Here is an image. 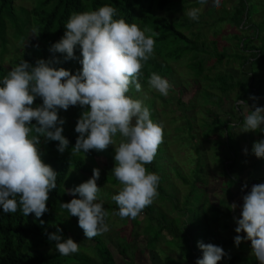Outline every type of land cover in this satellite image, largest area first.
<instances>
[{"label":"trees","instance_id":"obj_1","mask_svg":"<svg viewBox=\"0 0 264 264\" xmlns=\"http://www.w3.org/2000/svg\"><path fill=\"white\" fill-rule=\"evenodd\" d=\"M13 1L0 0V81L23 59L35 65L39 59L51 60L58 57L60 62L55 63L54 67H63L73 74L78 70H82V64L80 63L82 56L79 48L76 50L75 59L66 60V54L51 53L49 51L50 45L64 36L66 31L64 26L73 12L96 10L101 6L111 5L117 9L114 19L123 18L129 24L136 23L141 29L147 26L159 32V36L155 38L154 55L142 69L143 74L140 77L141 90L136 91L133 87L128 93L132 98L143 101L149 107L154 121L160 122V117L162 118L164 113L155 106L156 99L159 98L155 96L145 97L142 91L144 88L147 90L146 88L149 87L148 77L152 72H155L173 85L170 90L179 92L180 90L177 89L172 80L174 72L172 62L187 60L185 63L195 85L198 84L197 78L200 76L208 79L210 81L209 88L216 89L219 94L214 101L216 104H219L220 99L226 100L227 97L233 96L235 101L245 100L248 105L253 106V102L264 96L262 94L264 75L262 77L257 76L258 68L264 65V17L258 21L251 19L254 12L258 11L257 3L253 0V2H250L251 7L248 6L249 0H236L237 4L229 15L216 18L220 22L228 20L239 31V33L233 32L227 38L233 43L232 53H229L225 46L223 50H218L216 39L206 40L201 31V19L196 21L185 15L188 7H197L198 0H34L29 10L22 7L16 8ZM158 10H164L168 14H157ZM20 15H23L21 22L18 20ZM28 20H32L33 25L40 30L39 37L32 36V31L27 26ZM9 28L13 29L11 35L13 38L28 39V48L14 47V53L17 51L18 53H11V56L6 57L5 53L9 50L7 47ZM211 28L213 36L219 33V29L214 24ZM227 57L232 58L233 62L238 64L239 70L231 68L227 72L216 71L212 75L203 72L208 64V59L213 60V64L208 67L211 69L222 63V60ZM237 72L240 77H237ZM0 86H3L2 83H0ZM250 96H255L258 100L254 101L250 99ZM40 104H42V99L37 97L34 106ZM242 107L238 104L232 105V113L229 112L230 115H237L235 120L240 124H243L246 116ZM83 110L77 105L70 106L67 111L61 109L59 112V116L66 120L63 125V135L69 140V146L64 153L61 154L57 150L58 141L44 142L42 140L40 146L43 153L42 159L58 173L57 188L49 194L50 198L47 203L49 211L37 219L35 214L23 216L19 209L14 214H4L2 208H0V264H117L104 239L105 237L101 234L88 239L84 230L78 225V218L71 217L70 213L61 207V203L70 202L74 198L66 190L72 189L91 178L94 168L101 170L100 179L97 183L102 188L100 191L102 199L99 200L103 201L104 208L109 213L106 222L128 230V235L122 236L123 244H119V253L126 254L128 252L130 244L134 243L135 234H138V239L135 251L131 250L132 256L136 252L142 253L145 250L150 252L159 250L161 252L167 249L159 244L164 235L166 239H164L163 244L165 246L170 244L176 250H180L179 244L182 243L184 238L187 252L191 253L192 258L196 255L197 250L202 251L198 248L199 241L212 244L213 239L220 241L214 245L223 247L225 252L229 254L219 264H260L253 255L242 254L241 251L245 249L246 244L243 243L239 247L241 251L238 247H232V237L235 236L229 238L227 235L223 238L212 233V227L216 229L214 231L224 233V230L231 228L232 223L236 224V222L233 216L230 215L229 202L227 201L220 200V205L208 204L206 208H208L209 216H206L204 208L200 207L206 185L203 168L205 167V161L199 146L200 141L195 134L191 133L194 126L192 119L188 118L186 120L187 130H185L189 135L188 137L195 141L196 161L195 167L191 169V180H187L175 166L169 168L164 163L167 150L173 151L171 150L173 148L172 144L176 142L174 140L175 136L169 137L167 130L163 131V140L158 146L154 160L146 165L149 172H155L160 177L157 198L160 201H169L175 211L179 210L182 213L168 217L167 214L172 213L171 210L164 213L154 206L153 201L142 210L136 219H122L116 215L119 207L112 199L117 194L110 192L108 188L111 186H120L121 188L122 185L115 178L111 169L104 171L98 163V160L105 161L107 158L112 165L116 166L112 150L97 151L93 149L86 154L81 152L72 156L71 150L79 136L75 131V127ZM33 123L36 122L33 121ZM229 124L230 121L221 120L219 117H215L210 122L200 120L199 123L203 127V137L215 134L217 130L224 133L222 140H216L213 143L217 148L213 155L215 156L213 161L218 163L221 169L219 175L224 178L220 182L223 190L231 195L229 183L241 180L240 174L247 169L248 162L254 169L253 163L255 160H253L254 154L247 153L245 155L246 159L239 161L240 137L235 132V127ZM118 137H120L119 134H117L116 139ZM176 138H180V135L177 134ZM230 138H233V142H230ZM248 159L250 160L248 161ZM171 172L180 177L190 187L188 194L182 200V206L178 205L179 200L175 194L170 192L172 187ZM255 180H257L256 184L264 183V173H259ZM245 184H247V188L242 191V186L236 193L246 195L251 187L249 182ZM75 198H79V195L77 194ZM224 217L226 219L221 223ZM41 220L43 224H41ZM217 225H219L218 228L215 227ZM194 226H198V229H192ZM57 228L63 229L62 234L65 239L71 237L79 243L78 252L62 256L56 251L54 242H50L45 233L55 232ZM225 234H228V232ZM240 235H246V233ZM225 239L230 241L229 245L224 242ZM229 247L237 250H226ZM187 252H183V254ZM189 258L190 254L189 257L177 260L167 256L163 259V262L185 264V261H189Z\"/></svg>","mask_w":264,"mask_h":264},{"label":"clouds","instance_id":"obj_2","mask_svg":"<svg viewBox=\"0 0 264 264\" xmlns=\"http://www.w3.org/2000/svg\"><path fill=\"white\" fill-rule=\"evenodd\" d=\"M198 2L205 5L208 0ZM214 6L220 7V0H214ZM200 11L192 8L185 15L198 21ZM116 12L111 5L73 12L64 26V36L50 45L51 53L66 54V60L75 59L79 48L82 70L73 74L63 67H54L60 62L58 57L39 59L35 65L23 59L0 81V208L4 214H14L19 209L23 216L35 214L39 219L49 211V194L57 188L58 173L44 162L40 146L42 140L58 141L57 150L64 153L69 140L63 135L66 120L59 112L77 105L84 110L75 127L79 136L72 156L115 146L116 166L112 172L122 185L112 197L119 207L116 215L136 219L158 197L160 177L149 172L146 165L154 160L162 143L164 125L153 120L143 101L128 93L133 87L141 90L142 69L154 55L159 32L147 26L141 29L123 18L114 19ZM31 31L32 36L39 37L37 27ZM147 83L165 97L173 87L155 72ZM37 97L42 104L34 106ZM250 99L258 100L255 96ZM237 104L250 109L241 125L242 132L264 131V107H250L241 99ZM117 134L121 138L118 146ZM244 151L247 154V149ZM252 152L257 158H264V139L254 143ZM100 175L101 170L94 168L91 178L66 190L74 198L61 203L71 217L78 218L88 239L110 230L106 223L109 213L98 197L102 189L97 183ZM245 188L247 184L242 191ZM77 194L79 198H75ZM237 207L235 203L231 205L233 211ZM234 219L238 234L235 245L250 241L251 254L264 264V183L254 184L243 196L240 217ZM62 233L63 229L57 228L45 234L60 255L78 252L79 243L71 237L65 239ZM198 248L203 256L196 264H219L229 255L223 247L203 241L198 242Z\"/></svg>","mask_w":264,"mask_h":264},{"label":"rangeland","instance_id":"obj_3","mask_svg":"<svg viewBox=\"0 0 264 264\" xmlns=\"http://www.w3.org/2000/svg\"><path fill=\"white\" fill-rule=\"evenodd\" d=\"M34 0H14L13 3L16 8H25L29 10V8L32 7ZM255 3H257L258 11L254 12L251 19L253 21L261 20L264 17V0H253ZM252 0H249L248 6L251 7ZM236 0H220V7L214 6V0H208V3L205 5H201L198 3L197 7L200 8V16L199 19H201V31L204 34V37L206 40L208 39H216L217 40V47L218 50H223V47L225 46L227 51L229 53L233 52V43L229 41L227 38L230 36L233 32L239 33L237 27H235L232 23H230L228 20H222V22L216 20V18L222 16V15H229V13L234 9V6L236 5ZM193 7H188L186 9L190 10ZM185 11V12H186ZM157 14H168L164 10H158ZM23 15H20L18 17L19 22H21V18ZM9 23V22H8ZM215 25L219 29V33L217 35L213 36L212 32V25ZM28 29L31 31L34 27L33 21L28 20L27 23ZM200 26V25H199ZM13 33V29L9 28L8 30V52L5 53L6 57L11 56V53H14V47H21V48H28V39L18 38L15 39L13 36H11ZM11 51V52H10ZM18 51L14 54H17ZM187 60L183 61H177L172 62V68L174 70L172 80L175 83V86L177 87L179 92H174L172 90L169 91L168 96H163L160 93H158L155 90L150 89L147 87L143 89L142 92H144L145 97H158L159 99H156V108H159V110L163 113L162 118L160 117V122L164 125V130H167L169 132V137H174L173 148L169 151L167 150L166 157L164 159V163L167 164V166L170 168L172 166H175L182 175L186 177V179L191 180V169L195 167V161H196V151H195V144L194 139L188 137V133L185 132L187 130V123L186 120L188 118L193 120V128L191 133L195 134L197 139L200 141L199 146L201 147L202 155L205 161V167L204 168V176L206 178V185H205V193L203 197V201L200 205L201 208H204V212L206 216H209V211L206 206L208 204L212 205H220V200H224L229 202L228 206L230 207V215L233 216V218L240 217L241 209L243 206V196L241 193H236L239 188L245 185L246 182H249V186L252 187L254 184H256L255 180L258 176V174L264 173V158H257L255 155H253L255 162L253 163L255 167L254 169L251 167V164L247 163V169L240 174V181H235L229 183V187L231 188V195H228L226 191L223 190L222 185L220 182L224 179L222 176H220V167L218 163H215L213 159L215 158L214 152L217 149L214 146V141L216 140H222L224 138V133L220 130H217L215 134H210L207 137H203L202 131L203 127L199 125L200 120H205L207 122H210L215 117L221 118V120H228L230 121L229 125L235 124V132H237V135L240 137V154L238 156L239 161H243L246 159L245 149H247V153H252L253 145L255 142L264 139V132L259 131H251V132H242V127L237 120H235V116L237 115H230L229 112L232 113V105H236L237 101L233 99V96H230V98L227 97V99H220L219 104H216L215 98L218 94L216 89L209 88L210 81L208 79L203 78V76H200L197 78L198 84L195 85L194 79L191 78L189 75V69L186 65ZM213 64V60L208 59V64L206 65L204 69V73H207L209 75H212L216 71L221 72H227L229 69L233 68L234 70H239L238 64L236 62H233L232 58H224L222 60V63L217 65L216 67H213L209 69L208 67ZM259 71L257 73V76L262 77L264 75V65H261L259 68ZM237 77H240V74L237 72ZM236 79V78H235ZM262 94L264 95V88L262 89ZM234 95V94H231ZM260 101V102H258ZM258 101L253 102V105L256 106H264V96L260 97ZM248 103V102H247ZM252 107L251 105H249ZM207 110H206V109ZM205 109V111H204ZM243 113L248 114L250 109H246L242 107ZM65 111V110H64ZM203 118V119H202ZM258 132V133H256ZM177 134L180 135V138H176ZM235 138V137H233ZM233 138H230V142H233ZM120 137L116 139L117 146L120 142ZM173 139V138H172ZM111 147L108 148V151L112 150L113 155L115 156V146L110 145ZM107 159V158H106ZM101 161L98 160V163L103 167L104 171H109V169L113 170L115 168L114 165L111 164L110 160ZM250 159H248L249 161ZM171 181H172V187L170 189V192L175 194V196L178 198V205L182 206V200L184 199V196L188 194L190 187L187 183H184L183 180L176 176L173 172L170 173ZM121 185V184H120ZM228 187V186H226ZM110 189V192H114L116 194L119 193V190L121 189L120 186H114V187H108ZM99 199H102L101 192L98 193ZM154 206L157 209H160V211H163L164 213L171 210L172 213L167 214L168 217H171V215H176L177 213H182L179 210L175 211L172 208V205L167 200H162L155 198L154 200ZM237 204L238 207L233 211L231 209L232 204ZM226 219L225 217L222 218L221 223ZM110 230L106 233H103L102 235L105 237L104 239L107 242V245L111 249L113 256L115 258V261L117 264H169V262H163V259L167 256L173 257L174 259H181L184 257H189V261H185V264H196V260L198 258H202L203 254L202 251L197 250L196 255L194 257H191V253L187 252L188 249L186 248V243L184 241V238L182 239V243L179 244L180 250L173 249L170 244H167L168 246H165L164 239H166V236H162L159 244L163 248H167L165 250H162L161 252L159 250H156L154 252L150 251H143L142 253L136 252L135 255H131L132 251H135L136 249V243H137V237L138 234H135V240L134 243L130 244V247L128 248V252L126 254L119 253V244H123L122 236L128 235V230L125 228H119L118 225H110L109 222H106ZM233 225L231 228H228L224 230V233H220L213 227L211 230L212 233H215V236L218 237H227V235L232 237L238 235L235 232V228L237 227L235 223H232ZM219 225L215 226L218 228ZM203 227V226H202ZM192 229H198V226L192 227ZM228 232V234H225ZM243 234V233H242ZM233 241L232 247H237L234 243V238L232 237ZM227 245H229L230 241L225 239ZM217 242H220L219 240H213L212 244H216ZM250 241H244L240 244V246L244 243L246 244V247L244 250H240L243 255L251 256V242ZM132 250V251H131ZM226 250L229 251H236L237 249L233 248H226ZM187 252L183 254V252ZM200 251V252H199ZM130 252V253H129ZM183 264V263H181ZM237 264V263H236Z\"/></svg>","mask_w":264,"mask_h":264}]
</instances>
